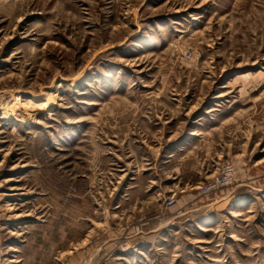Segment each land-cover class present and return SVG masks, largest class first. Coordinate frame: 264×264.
Wrapping results in <instances>:
<instances>
[{"label":"rangeland","instance_id":"rangeland-1","mask_svg":"<svg viewBox=\"0 0 264 264\" xmlns=\"http://www.w3.org/2000/svg\"><path fill=\"white\" fill-rule=\"evenodd\" d=\"M0 246L264 264V0H0Z\"/></svg>","mask_w":264,"mask_h":264},{"label":"built area","instance_id":"built-area-1","mask_svg":"<svg viewBox=\"0 0 264 264\" xmlns=\"http://www.w3.org/2000/svg\"><path fill=\"white\" fill-rule=\"evenodd\" d=\"M7 259L8 258L6 257V253L3 251L2 247L0 246V264H8Z\"/></svg>","mask_w":264,"mask_h":264},{"label":"bare ground","instance_id":"bare-ground-1","mask_svg":"<svg viewBox=\"0 0 264 264\" xmlns=\"http://www.w3.org/2000/svg\"><path fill=\"white\" fill-rule=\"evenodd\" d=\"M10 108V107H9ZM8 109V108H7ZM9 113V112H8ZM11 178H7V180L9 181ZM16 188H14V187H11L10 188V190H15ZM13 203H15V202H13ZM9 204H11V203H9ZM14 249V248H13Z\"/></svg>","mask_w":264,"mask_h":264},{"label":"crops","instance_id":"crops-1","mask_svg":"<svg viewBox=\"0 0 264 264\" xmlns=\"http://www.w3.org/2000/svg\"><path fill=\"white\" fill-rule=\"evenodd\" d=\"M14 248V247H13ZM15 249V248H14Z\"/></svg>","mask_w":264,"mask_h":264}]
</instances>
